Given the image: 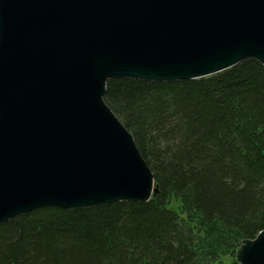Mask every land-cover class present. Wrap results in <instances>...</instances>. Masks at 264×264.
I'll list each match as a JSON object with an SVG mask.
<instances>
[{
	"label": "water",
	"instance_id": "obj_1",
	"mask_svg": "<svg viewBox=\"0 0 264 264\" xmlns=\"http://www.w3.org/2000/svg\"><path fill=\"white\" fill-rule=\"evenodd\" d=\"M248 59L264 67V0H0V225L151 200L107 81L195 80ZM234 256L264 264V229Z\"/></svg>",
	"mask_w": 264,
	"mask_h": 264
},
{
	"label": "trees",
	"instance_id": "obj_2",
	"mask_svg": "<svg viewBox=\"0 0 264 264\" xmlns=\"http://www.w3.org/2000/svg\"><path fill=\"white\" fill-rule=\"evenodd\" d=\"M103 100L157 194L18 216L0 225V264H239V243L264 229L263 65L178 82L112 79Z\"/></svg>",
	"mask_w": 264,
	"mask_h": 264
},
{
	"label": "rangeland",
	"instance_id": "obj_3",
	"mask_svg": "<svg viewBox=\"0 0 264 264\" xmlns=\"http://www.w3.org/2000/svg\"><path fill=\"white\" fill-rule=\"evenodd\" d=\"M225 263H223V264H230V261H229V258L227 257V258H225Z\"/></svg>",
	"mask_w": 264,
	"mask_h": 264
}]
</instances>
